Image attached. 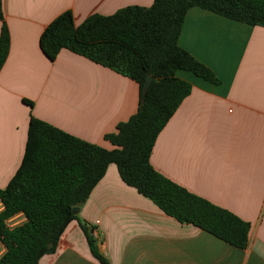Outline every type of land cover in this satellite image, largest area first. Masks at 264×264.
Instances as JSON below:
<instances>
[{
	"label": "crops",
	"instance_id": "crops-1",
	"mask_svg": "<svg viewBox=\"0 0 264 264\" xmlns=\"http://www.w3.org/2000/svg\"><path fill=\"white\" fill-rule=\"evenodd\" d=\"M153 1L2 0L11 44L0 70V188L21 163L31 115L112 149L105 135L139 106L135 80L65 48L50 60L40 47L44 28L67 10L78 25L92 14L110 15ZM2 26L0 20V34ZM179 44L220 82L177 71L192 89L158 135L151 164L249 222L248 246L236 247L166 214L126 184L115 163L80 207L79 218L93 229L105 264H264V27L194 6L186 13ZM24 219L18 214L9 224ZM4 252L0 242V256ZM39 264L104 263L74 219L56 251L43 255Z\"/></svg>",
	"mask_w": 264,
	"mask_h": 264
},
{
	"label": "trees",
	"instance_id": "trees-1",
	"mask_svg": "<svg viewBox=\"0 0 264 264\" xmlns=\"http://www.w3.org/2000/svg\"><path fill=\"white\" fill-rule=\"evenodd\" d=\"M201 7L232 20L264 27V0H154L150 6L128 5L113 14H92L80 24L70 10L42 31L40 47L55 60L68 49L133 80L140 89L139 106L113 133L105 135L112 149L90 143L31 115L21 163L5 188H0V264H39L56 251L66 226L80 220L94 256L102 263L93 229L73 208L82 207L115 163L124 182L150 198L166 214L190 223L239 248L249 244L251 225L230 210L188 191L151 164L158 135L191 92L190 82L177 75L187 70L212 83L219 78L179 44L187 11ZM0 70L11 37L2 0ZM153 80L143 90L148 75ZM33 106V102L24 99ZM24 221L11 226L18 215Z\"/></svg>",
	"mask_w": 264,
	"mask_h": 264
},
{
	"label": "water",
	"instance_id": "water-1",
	"mask_svg": "<svg viewBox=\"0 0 264 264\" xmlns=\"http://www.w3.org/2000/svg\"><path fill=\"white\" fill-rule=\"evenodd\" d=\"M152 80H153V76L151 74H149L146 81H145V84H144V88H143L144 91H146L148 89ZM79 211H80V207L73 208L74 213H78Z\"/></svg>",
	"mask_w": 264,
	"mask_h": 264
},
{
	"label": "rangeland",
	"instance_id": "rangeland-1",
	"mask_svg": "<svg viewBox=\"0 0 264 264\" xmlns=\"http://www.w3.org/2000/svg\"><path fill=\"white\" fill-rule=\"evenodd\" d=\"M0 207H1V205H0ZM17 220H18V219H14V220H12L10 223H15Z\"/></svg>",
	"mask_w": 264,
	"mask_h": 264
}]
</instances>
